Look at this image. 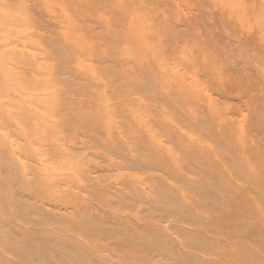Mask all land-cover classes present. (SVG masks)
Returning a JSON list of instances; mask_svg holds the SVG:
<instances>
[{
    "label": "rangeland",
    "instance_id": "1",
    "mask_svg": "<svg viewBox=\"0 0 264 264\" xmlns=\"http://www.w3.org/2000/svg\"><path fill=\"white\" fill-rule=\"evenodd\" d=\"M0 264H264V0H0Z\"/></svg>",
    "mask_w": 264,
    "mask_h": 264
}]
</instances>
